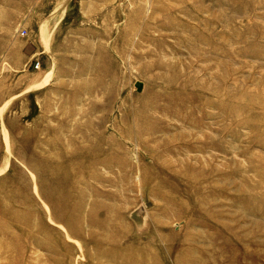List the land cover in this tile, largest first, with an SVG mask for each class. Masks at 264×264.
Returning a JSON list of instances; mask_svg holds the SVG:
<instances>
[{
    "label": "rangeland",
    "instance_id": "374dc122",
    "mask_svg": "<svg viewBox=\"0 0 264 264\" xmlns=\"http://www.w3.org/2000/svg\"><path fill=\"white\" fill-rule=\"evenodd\" d=\"M0 264H264V0H0Z\"/></svg>",
    "mask_w": 264,
    "mask_h": 264
},
{
    "label": "water",
    "instance_id": "95a60500",
    "mask_svg": "<svg viewBox=\"0 0 264 264\" xmlns=\"http://www.w3.org/2000/svg\"><path fill=\"white\" fill-rule=\"evenodd\" d=\"M136 86H137V89H138L139 91H142V89H143V82L138 81V82L136 83Z\"/></svg>",
    "mask_w": 264,
    "mask_h": 264
},
{
    "label": "built area",
    "instance_id": "2783aa9c",
    "mask_svg": "<svg viewBox=\"0 0 264 264\" xmlns=\"http://www.w3.org/2000/svg\"><path fill=\"white\" fill-rule=\"evenodd\" d=\"M37 67H40V63L37 65Z\"/></svg>",
    "mask_w": 264,
    "mask_h": 264
}]
</instances>
